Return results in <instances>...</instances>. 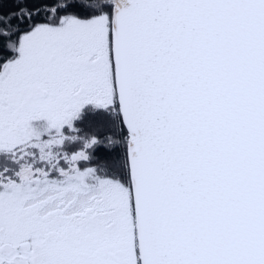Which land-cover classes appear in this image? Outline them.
Masks as SVG:
<instances>
[{
  "label": "snow or ice",
  "instance_id": "6c2138e0",
  "mask_svg": "<svg viewBox=\"0 0 264 264\" xmlns=\"http://www.w3.org/2000/svg\"><path fill=\"white\" fill-rule=\"evenodd\" d=\"M0 264H264V0H0Z\"/></svg>",
  "mask_w": 264,
  "mask_h": 264
}]
</instances>
